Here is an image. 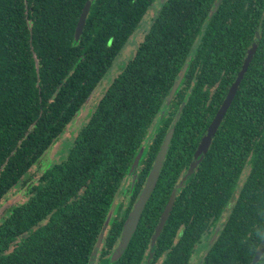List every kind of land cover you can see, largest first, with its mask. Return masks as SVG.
I'll return each instance as SVG.
<instances>
[{
    "label": "trees",
    "instance_id": "obj_1",
    "mask_svg": "<svg viewBox=\"0 0 264 264\" xmlns=\"http://www.w3.org/2000/svg\"><path fill=\"white\" fill-rule=\"evenodd\" d=\"M86 1L0 0V264H89L102 233L95 264H146L175 234L176 263L184 264L226 209L202 264H251L264 241V0H223L215 13L218 0H94L76 40ZM151 8L149 31L78 130L66 159L33 179L31 170L78 116ZM258 31V49L236 97L204 159L184 179ZM170 130L156 188L128 247L113 260ZM21 188L25 201L3 204ZM122 192L126 202L116 204Z\"/></svg>",
    "mask_w": 264,
    "mask_h": 264
},
{
    "label": "water",
    "instance_id": "obj_2",
    "mask_svg": "<svg viewBox=\"0 0 264 264\" xmlns=\"http://www.w3.org/2000/svg\"><path fill=\"white\" fill-rule=\"evenodd\" d=\"M93 1L94 0H87L86 1V4L83 8L79 22H78L77 27H76V40H79L83 34V30L85 28L87 16L91 10V6L93 4ZM222 1L223 0H218L216 2L213 13H215L218 10L220 3ZM259 40H260V32L258 31L257 35H256V39L254 40L252 46L249 48V50L247 52V56L244 59L242 68L239 71L235 81L231 85V87H230V89L226 95L225 100L223 101L221 107L219 108L214 119L212 120L211 124L209 125L204 137L202 138V140L199 144V147L196 151V154L194 155V158L190 164L187 175L184 177V179H186L188 176L192 175L196 171L198 165L202 162L205 155L209 151V148L212 144V141H213L224 117L226 116L229 108L231 107V105H232V103L236 97V94L238 92V89L241 85V82H242L246 72L248 71V68H249V66H250V64H251V62H252V60H253L256 52H257ZM187 67H188V65H186L184 67L179 79L174 84V86L170 92V95L168 97V101H167L168 103H170L172 101L177 89L179 88V86H180V84H181V82L185 76ZM172 136H173V130H170L165 136V139L161 145V148H160V150L156 156L153 168H152V170H151V172L147 178V181H146L144 188H143V190H142V192L138 198V201L135 204V206L133 207V209L129 215V218L123 227L121 239H120L119 245L116 249V252L114 254L115 260L123 255V252L125 251V249L129 245V243L133 237V234L135 233V231L137 229V226L139 224V221L141 219L143 211H144L153 191L156 188V185L158 183V179L160 176V172H161L164 160L166 158V155H167L170 143H171ZM143 152H144V149L142 148L140 150V152L138 153L135 161H134V165H133L134 167H137L139 165L140 160H141L142 155H143ZM184 179H183V181H184ZM181 186L182 185L179 184L176 187V189L172 192V194L169 198V201H168V203H167V205H166V207H165V209L161 215L160 221H159V223L155 229V232L153 235L152 247L154 246L157 238L160 236V234L164 228V225H165L167 219L169 218V216L171 214V211L173 209V206H174L176 198H177L178 190L180 189ZM103 238H104V233H102L99 237V240L95 246V249H94V252H93L92 257L90 259L89 264L95 263L97 255H98V251H99L101 244L103 242ZM262 244L263 245L261 247H259V249L257 250L251 264H258L259 261L261 260L262 256L264 255V241L262 242Z\"/></svg>",
    "mask_w": 264,
    "mask_h": 264
},
{
    "label": "rangeland",
    "instance_id": "obj_3",
    "mask_svg": "<svg viewBox=\"0 0 264 264\" xmlns=\"http://www.w3.org/2000/svg\"><path fill=\"white\" fill-rule=\"evenodd\" d=\"M159 5V2L156 1L155 7ZM156 14V9H149L147 14L145 15L143 21L141 22L137 31L133 34L130 39V42L126 45V47L122 50L119 57L114 62L113 67L104 77L102 82L96 88L94 94L91 96L89 101L85 104L82 108L78 116L75 120L67 127L66 132L61 136V138L43 155L41 160L35 165V167L31 170L30 176L33 179H37L41 176L42 172L47 168L54 164L61 163L64 161L70 151L71 145L78 133V130L81 128L83 124H85L94 108L98 104L99 100L104 95L107 88L110 86L112 81L120 74L124 65L128 63L134 56L138 45L143 41L145 35L149 31L152 20ZM250 167L247 166L242 174L241 184L246 179L247 175L249 174ZM129 179L124 183V188L129 186ZM25 187V186H24ZM26 188V187H25ZM20 190H14V193H11L5 200L4 203L9 204H17L25 201L27 198L25 197L24 192H20ZM126 195L125 193H119L116 199V204L126 202ZM3 210V205L0 208V211ZM226 218V214L224 215V219ZM204 249L206 245L204 244ZM202 254H204V250H201L193 255V262L196 263L199 258H201Z\"/></svg>",
    "mask_w": 264,
    "mask_h": 264
},
{
    "label": "flooded vegetation",
    "instance_id": "obj_4",
    "mask_svg": "<svg viewBox=\"0 0 264 264\" xmlns=\"http://www.w3.org/2000/svg\"><path fill=\"white\" fill-rule=\"evenodd\" d=\"M138 201V200H137ZM137 203V202H136ZM135 203V204H136ZM135 206V205H134ZM226 214V218L224 219V221H222V219L224 218V215ZM229 211H227V209L222 213L221 218L219 220H217L214 224L211 225L210 228H208L204 234V236L202 237V239L200 240L199 243H197L194 246V250L192 252V254L190 255L189 259L187 260L186 263L184 264H202V260L204 258V256H206L210 250V248L213 247L214 243L216 242L217 238H218V234L219 231L221 230V226L223 225V223L226 221L227 217H228ZM130 215V214H129ZM129 218V216H128ZM127 218V219H128ZM161 218V217H160ZM169 219V218H168ZM167 219V221H168ZM160 221V219H159ZM166 221V223H167ZM159 223V222H158ZM165 223V225H166ZM125 225V224H124ZM158 225V224H157ZM164 225V226H165ZM124 227V226H123ZM157 227V226H156ZM156 229V228H155ZM122 234V232H121ZM154 235V234H153ZM160 237V236H159ZM159 237L157 238V240L159 239ZM121 239V236H120ZM120 239L118 240L115 250L113 251L112 254V259H114V254L116 252V249L119 245ZM157 240L155 241L154 246L157 243ZM152 241H153V236H152V240H151V244H150V248L152 249ZM180 241L179 236L175 234V237L173 239L172 244H165L161 247L159 254L156 256H154V254L150 253V255L146 258V264H177L176 263V244ZM206 245L207 249H204L203 245ZM263 245V244H262ZM261 245V246H262ZM260 246V247H261ZM128 247V246H127ZM259 249V248H258ZM257 249V250H258ZM204 250V254H202L201 258H199L197 260L196 263L193 262V255L196 254L197 252ZM257 252V251H256ZM264 256V255H263ZM262 256V257H263ZM121 257V256H120ZM119 257V258H120ZM118 258V259H119ZM116 259V261L118 260ZM95 264V263H94Z\"/></svg>",
    "mask_w": 264,
    "mask_h": 264
}]
</instances>
